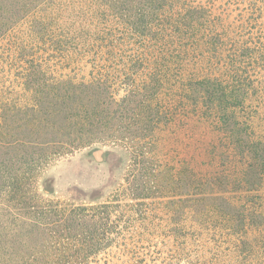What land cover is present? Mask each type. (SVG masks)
<instances>
[{
    "label": "trees",
    "instance_id": "trees-1",
    "mask_svg": "<svg viewBox=\"0 0 264 264\" xmlns=\"http://www.w3.org/2000/svg\"><path fill=\"white\" fill-rule=\"evenodd\" d=\"M0 264H264V0H0Z\"/></svg>",
    "mask_w": 264,
    "mask_h": 264
},
{
    "label": "rangeland",
    "instance_id": "rangeland-1",
    "mask_svg": "<svg viewBox=\"0 0 264 264\" xmlns=\"http://www.w3.org/2000/svg\"><path fill=\"white\" fill-rule=\"evenodd\" d=\"M96 148L105 150L102 159L93 153ZM131 157L125 148L110 142L95 143L77 150L50 168L51 174L56 176V193L60 198H66L72 194L78 195L79 188L82 197L87 199L93 189L102 187L105 191L104 199H108L118 183L124 184L129 177L127 166Z\"/></svg>",
    "mask_w": 264,
    "mask_h": 264
},
{
    "label": "water",
    "instance_id": "water-1",
    "mask_svg": "<svg viewBox=\"0 0 264 264\" xmlns=\"http://www.w3.org/2000/svg\"><path fill=\"white\" fill-rule=\"evenodd\" d=\"M105 150H103L102 148H96L93 153L95 154V156L99 159H102V155L104 154Z\"/></svg>",
    "mask_w": 264,
    "mask_h": 264
}]
</instances>
